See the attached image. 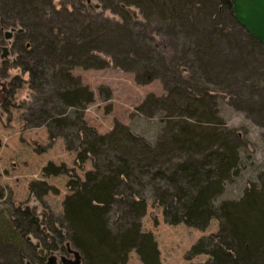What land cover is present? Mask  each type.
I'll return each instance as SVG.
<instances>
[{
	"label": "trees",
	"instance_id": "16d2710c",
	"mask_svg": "<svg viewBox=\"0 0 264 264\" xmlns=\"http://www.w3.org/2000/svg\"><path fill=\"white\" fill-rule=\"evenodd\" d=\"M76 1L0 0V28L23 30L13 36V67L27 74L19 83L38 102L28 108L27 126L44 125L50 142L61 137L78 162H91L83 179L64 164L42 167L43 177L69 176L62 222H39L27 206L3 212L0 264H44L54 250L75 251L82 264H126L134 250L142 264H160L156 241L140 229L146 194L168 224L204 230L218 222L186 253L207 259L190 264H264V172L237 198L218 201L240 176L246 140L221 124L215 99L235 97L264 116V102L254 99L264 91L254 66L264 62V49L235 21L231 0H100L117 22ZM157 35L172 42V55L158 51ZM108 66L132 72L138 84L163 81L166 95L149 94L138 107L159 117L153 141L118 122L100 134L84 121L93 92L71 71ZM29 188L38 197L47 190L40 182Z\"/></svg>",
	"mask_w": 264,
	"mask_h": 264
},
{
	"label": "rangeland",
	"instance_id": "374dc122",
	"mask_svg": "<svg viewBox=\"0 0 264 264\" xmlns=\"http://www.w3.org/2000/svg\"><path fill=\"white\" fill-rule=\"evenodd\" d=\"M59 1L77 4L76 0H55V3ZM82 2L96 17L109 19L112 22L120 20L109 9L104 8L100 0H89V2L82 0ZM96 5L98 8H95ZM131 9L135 10L137 20L143 19L138 10ZM2 27L0 32V221L8 219L4 213L8 211L7 213L10 214L12 208L27 206L37 215L39 222L46 223L51 219L58 225L62 222L63 199L69 193L66 185L69 176L59 174L43 177L42 167L49 162L55 165L64 164L72 174L83 179L84 173L91 169V162L90 160L84 163L78 162L76 153L65 148L64 139L61 137L50 142L44 125L27 126L25 118L29 116L28 108L37 106L38 102L35 101V96L33 98L29 96L27 86L22 82L19 83V79L26 80L27 74L24 75L19 68L13 67L14 37L5 40L3 35L5 30L13 27ZM153 42L162 54L166 53L168 56L174 53L169 39L157 35ZM2 47L8 49V56L5 58H1ZM254 63V66H257V74L263 73L260 75L264 77V62L258 59ZM71 73L80 79L83 86L93 92V101L85 106L83 112L84 121L89 127L100 134H105L118 122L128 126L132 132L144 136L146 140H154L159 133V117H148L142 114L138 107L149 94L156 97L166 95V88L161 79L155 78L147 83L138 84L132 72L113 66L100 69L75 67ZM185 74L188 75L182 71V77ZM16 76L18 79H15ZM251 78L257 79L256 76ZM260 79L258 83L263 86ZM11 85L15 86L13 93L9 95L8 89ZM254 99L259 104L261 101L264 102V91ZM215 102L221 124L246 140L240 176L235 181L229 182L218 198V201L230 200L240 196L245 185L253 180L258 172H264V116L252 114L251 109L241 105L235 97L218 96ZM35 182L46 185V193L40 197L30 193L29 187ZM140 229L152 234L159 251L160 264H190L207 259L206 255L200 254L188 260L186 253L199 238L216 233L218 222L212 219L204 230L183 223L168 224L163 219L162 208L146 194V208L140 219ZM30 240L32 243L37 241L32 236ZM51 256L59 263L61 256L71 258L72 253L50 251L45 257L44 264ZM27 261L31 262L24 260L23 264ZM126 264H142V262L137 253L130 250Z\"/></svg>",
	"mask_w": 264,
	"mask_h": 264
},
{
	"label": "water",
	"instance_id": "95a60500",
	"mask_svg": "<svg viewBox=\"0 0 264 264\" xmlns=\"http://www.w3.org/2000/svg\"><path fill=\"white\" fill-rule=\"evenodd\" d=\"M89 2V0H87ZM231 13L235 21L243 27L251 36L258 40L264 49V0H231ZM95 8H98L97 5ZM21 28H10L4 31V39L10 40L14 33H20ZM8 56L7 47H2L1 58ZM70 251V250H69ZM72 257H60V262L51 256L46 264H82L80 255L72 251ZM26 264H31L27 262Z\"/></svg>",
	"mask_w": 264,
	"mask_h": 264
},
{
	"label": "flooded vegetation",
	"instance_id": "af4514ba",
	"mask_svg": "<svg viewBox=\"0 0 264 264\" xmlns=\"http://www.w3.org/2000/svg\"><path fill=\"white\" fill-rule=\"evenodd\" d=\"M0 30H2V29L0 28Z\"/></svg>",
	"mask_w": 264,
	"mask_h": 264
}]
</instances>
